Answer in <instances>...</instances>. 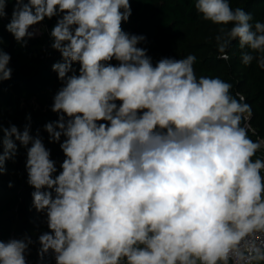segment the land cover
Returning a JSON list of instances; mask_svg holds the SVG:
<instances>
[{
    "label": "clouds",
    "instance_id": "clouds-1",
    "mask_svg": "<svg viewBox=\"0 0 264 264\" xmlns=\"http://www.w3.org/2000/svg\"><path fill=\"white\" fill-rule=\"evenodd\" d=\"M9 3L6 30L22 47L57 18L52 71L62 86L44 131L64 159L58 171L30 115L23 129L0 121V176L19 142L47 226L37 241L0 240V264H28L37 242L40 260L55 264H264V138H250L245 96L197 76L195 54L154 64L138 46L146 38L122 28L129 0H0V22ZM191 3L220 26L218 59L236 42L241 63L264 70V22L231 0ZM3 44L0 83L12 75Z\"/></svg>",
    "mask_w": 264,
    "mask_h": 264
},
{
    "label": "trees",
    "instance_id": "trees-1",
    "mask_svg": "<svg viewBox=\"0 0 264 264\" xmlns=\"http://www.w3.org/2000/svg\"><path fill=\"white\" fill-rule=\"evenodd\" d=\"M131 16L122 23L125 32L143 35L146 40L139 47L146 48L153 63L163 57L183 58L195 54L197 76L219 77L233 85L232 93L240 92L251 105V124L256 134L264 138V70L255 61L245 66L240 60L236 42L228 49L229 60L217 57L216 35L219 25L203 21L191 0H129ZM233 8L241 7L252 14L254 20L264 22V0H231ZM13 3L7 5V16L0 22V37L4 51L10 54L12 75L0 83V121L4 127L15 124L23 129L31 117V133L37 129L57 168L64 157L58 143H49L44 131L47 122L58 119L51 111L53 97L62 82L52 65L61 61V54L51 48L50 32L57 18L45 19L40 35L29 39L26 46L18 44L6 30ZM115 63V61H113ZM78 69V65H74ZM18 146L15 163L6 162V172L0 176V240L22 238L29 235L33 241L47 231L42 214L32 207L31 192L25 169L26 149ZM9 182L12 187H9ZM39 244L30 246L29 259L38 257Z\"/></svg>",
    "mask_w": 264,
    "mask_h": 264
},
{
    "label": "built area",
    "instance_id": "built-area-1",
    "mask_svg": "<svg viewBox=\"0 0 264 264\" xmlns=\"http://www.w3.org/2000/svg\"><path fill=\"white\" fill-rule=\"evenodd\" d=\"M251 119H252V116H251ZM250 123H251V121H250ZM251 127H252V124H251ZM255 133H256V131H255ZM249 135H250V138L253 140H256L257 137L263 138L261 136H258L257 134L253 135L251 132L249 133ZM262 155H264V150L257 153V156H262ZM27 261H28V264H55V259L51 254L46 255L42 261L40 260L39 256L35 260L27 258Z\"/></svg>",
    "mask_w": 264,
    "mask_h": 264
},
{
    "label": "rangeland",
    "instance_id": "rangeland-1",
    "mask_svg": "<svg viewBox=\"0 0 264 264\" xmlns=\"http://www.w3.org/2000/svg\"><path fill=\"white\" fill-rule=\"evenodd\" d=\"M35 28H37V29H40L41 31L37 34V35H35V36H38V35H40L41 33H42V31H43V26H42V24H38V25H36V26H34ZM30 30H32V29H30Z\"/></svg>",
    "mask_w": 264,
    "mask_h": 264
},
{
    "label": "water",
    "instance_id": "water-1",
    "mask_svg": "<svg viewBox=\"0 0 264 264\" xmlns=\"http://www.w3.org/2000/svg\"><path fill=\"white\" fill-rule=\"evenodd\" d=\"M10 19H11V18H9V22H10ZM63 159H64V157H63ZM63 159H62V161H63ZM62 161H61V163H62Z\"/></svg>",
    "mask_w": 264,
    "mask_h": 264
}]
</instances>
